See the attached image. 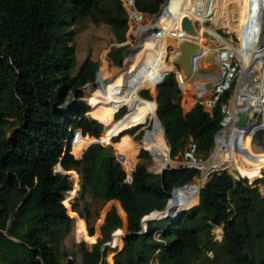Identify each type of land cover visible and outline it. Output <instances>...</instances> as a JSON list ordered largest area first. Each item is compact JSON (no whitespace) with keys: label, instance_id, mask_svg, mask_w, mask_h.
<instances>
[{"label":"trees","instance_id":"trees-1","mask_svg":"<svg viewBox=\"0 0 264 264\" xmlns=\"http://www.w3.org/2000/svg\"><path fill=\"white\" fill-rule=\"evenodd\" d=\"M162 2L136 0L139 10L149 16L158 12ZM82 3L83 0H0V264H107L101 246L110 240L113 230L125 233L126 223L128 234L123 238V248L113 256V262L108 256V264H148L158 248L157 264H264V195L247 182L261 176L250 179L237 168L236 172L247 181L225 171L212 173L200 189L197 203L187 194L186 186L199 177L198 169L177 167L160 174L149 171L144 162L138 161L128 183L112 149L99 144L101 139L112 141L113 136L119 135V139L114 138L118 139L115 149L133 144L138 145V151L145 147L153 153L158 169L172 164L171 157L182 153L190 141L196 143L198 153L207 156L220 126V103L229 93L210 112L199 102L184 112L181 91L174 75L169 73L156 87V115L162 126L156 119L153 102L144 99L148 109L139 112L136 127L128 125L133 119L131 110L142 103L138 92L143 86L148 87L146 81L152 70L143 77H134L124 68L125 78L119 75L116 79L119 85H127L116 92L117 101L105 92L113 85L111 70L105 62L99 75L100 80H105L103 85L99 79H92L86 62L73 75L76 33L70 26L76 18L108 24L118 42L125 40L127 30L126 12L119 0H91L87 10ZM124 48L117 47L110 53L109 58L115 64L121 65ZM152 54L161 67L156 51ZM236 55L241 59V52ZM128 57L131 63L126 62V66L134 68L136 51ZM162 75L163 72L159 73L153 83ZM88 81L83 91L91 106L89 111L88 106L72 104V99L81 97L79 88ZM141 95L153 99L147 90ZM123 105L128 107L123 122L114 131L103 129V122L121 118H115L114 112ZM86 111L96 120L83 116ZM79 117L77 127L83 133L100 136L98 143L87 147L81 160H75L68 148L64 149L63 140L72 119ZM149 118L150 128L135 135V139L140 138L136 142L127 132H135ZM8 127H13L9 137ZM131 127L130 131H124ZM142 133L145 136L141 139ZM93 139L85 137L82 141L90 143ZM231 141L242 150L252 146L251 138L239 143ZM147 150L141 149L137 157L148 158ZM121 162L130 173L126 161ZM58 163L68 170L70 184L68 175L57 170ZM225 163L223 155L221 165L211 170H229ZM74 170L80 176V193L72 199L79 181ZM185 184L174 192L178 200L173 203L172 215L182 207L194 206L172 217L159 236L161 241L153 237V229L164 228L158 222L168 217L148 220L146 228L150 230L141 233L142 217L162 207L170 191ZM88 191L104 202L114 199L117 207L107 210L96 241L91 211L85 201ZM80 218L86 225L83 239L95 242L89 248L79 242L76 249L79 259L73 254L72 259L66 260L67 253L59 255L56 248L71 232L74 219ZM219 226L222 238L214 240L212 229ZM122 237L118 236L112 246L120 248Z\"/></svg>","mask_w":264,"mask_h":264},{"label":"built area","instance_id":"built-area-1","mask_svg":"<svg viewBox=\"0 0 264 264\" xmlns=\"http://www.w3.org/2000/svg\"><path fill=\"white\" fill-rule=\"evenodd\" d=\"M119 1L121 2V5L124 8L127 16V30L125 34V41L121 42L120 46L129 45L130 47L126 48L127 56L125 58H122L123 65L117 66V68H124L126 59L136 49L137 44H139L143 49V45L145 43H148L149 46L151 45L156 46L161 41L162 43H166V46H164V48L159 49L158 56L159 55L161 56L162 60L164 61L165 64L169 66V68L163 71V75L161 79L155 85L154 88L155 91H156V86L164 79L166 75L171 73L175 77L177 85L181 91V96L182 94H185L187 90L193 89L194 94L197 98L196 102H199L202 105L203 109L209 112L212 110L214 105L221 99V97L225 93L227 92L229 93L227 99L220 103V113H221V119L219 122L220 126L214 135V145L210 152V156L207 162H202L201 160L197 159L196 156L198 154V148L196 143H194L193 141H190L186 145V147L181 153L182 160L178 162L179 167H190V168L198 169L200 171L199 183H202L204 182L205 179L208 178V176L211 173L217 171V170L208 171L204 169L206 170L205 171L206 173L208 172L211 173L207 177L205 173V176L203 177L202 168L206 163L209 164L211 161H213L214 153L218 146V139H219L218 135L225 129L223 131L224 132L223 136L225 135L226 137L228 128L230 130L231 127H236L234 126V121L237 119V115H236L237 111L239 110L246 111L248 116L247 126H251L250 130H247L246 128L237 127L242 130L243 134L249 132L251 133L252 136V133L255 129L257 128L264 129V80H262L260 83L258 81L260 87H255L257 86V84H255L252 78L248 76L250 75V72L246 73L247 74L246 76L245 73L242 72L243 67L240 57L236 56L235 52H233L229 47H227L228 41L215 29L214 30L218 33V35L221 38L225 39V41L223 40L220 41V44L217 49L213 48L210 51H206V52L203 51V47L198 41L197 37L200 33L203 32V28L206 27L207 23L209 22L211 23L214 21L213 19L215 18L216 0H181L178 7L173 10L170 8L171 0H163V2L159 7L158 12L152 14L151 16L139 10L136 4V0H119ZM251 2H255V0H252ZM259 12H261V9H259V11L257 10L254 13L255 15L254 21L257 18ZM158 16L160 18H163V21L161 23L157 21ZM183 16H188L190 18L191 22L193 23L196 29L195 35L192 36L188 35L185 33V31L181 29V19ZM172 39H175L176 43H172L171 42ZM184 39H193L196 43H198L201 46L200 52H198L193 57V69L196 71V77L193 80L187 79L183 71L177 65H175V60L180 55L178 43ZM131 40H133V44L130 43ZM209 52L214 53L213 64H215L217 71H213V68H210L211 66L209 65V63L207 62L205 63L203 61V58ZM104 59L105 61H103V63L104 62L106 63V68L108 70H113L111 64L107 61L106 57ZM202 62L204 63L202 69L196 70L199 64L202 66L201 64ZM100 72L101 69L96 70L93 78L99 79ZM241 78H245L246 80L245 85L243 84L244 81H241ZM254 78L257 79L256 77ZM90 81L85 83L82 87L86 86L88 83H90ZM104 81L105 80H100L101 85H103L102 83ZM200 83L201 84L210 83V86L208 88L205 87V89H202L200 91L199 90L200 86H198V84ZM252 95L254 96V101L253 102L251 101L249 103L248 102L249 98ZM239 97H241L242 100L247 103H243L242 101L239 104ZM124 107L126 106L124 105L120 106L114 112V117L117 113H119V111L121 112L123 110L122 108ZM254 114L255 117L253 118ZM83 116H86V112L83 114ZM79 119L80 117L78 119H74V118L72 119L73 122L69 126L67 136L63 140L64 149L68 148V153L75 160H81L87 147L93 143H98L99 142L98 138L100 136L99 135L98 137H95L89 135L88 133H83L81 128L77 127V123L79 122ZM124 131L122 132V134L124 133ZM127 133L129 134L130 132ZM85 137H92L94 139L92 142L83 146L81 141ZM114 138L115 136L112 137V141H114ZM118 139L116 141H118ZM223 140H225L222 142L221 145L223 149L229 148V146L233 142V141L229 142L228 141L229 138L227 137ZM99 144L103 145L105 143L100 142ZM114 157L117 161L122 163L121 162L122 155L120 153H116V155L114 154ZM230 158H232V156ZM57 170L63 172V174H66V172L68 171V170H64L58 164H57ZM220 170H224V169H220ZM239 176L241 178L235 176L234 178L247 181L241 175ZM125 181L128 183L131 182L130 173H126ZM247 182L249 185H252L254 181L253 182L247 181ZM156 231H154L153 237L156 240L161 241L159 237L157 238L155 237ZM163 244H165L164 241ZM159 250L160 248H158V251ZM152 258L153 257L150 258L148 264H153Z\"/></svg>","mask_w":264,"mask_h":264},{"label":"rangeland","instance_id":"rangeland-1","mask_svg":"<svg viewBox=\"0 0 264 264\" xmlns=\"http://www.w3.org/2000/svg\"><path fill=\"white\" fill-rule=\"evenodd\" d=\"M90 3H91V0H83V3H82L83 9L87 10L89 8V6H90ZM171 3H172V6H175L177 8V6L175 4H173V1ZM242 3L243 2H240L241 5H242ZM236 5H237L236 0H223V1L220 0V2L218 3L219 8H218L217 11H215V18L213 19L214 21L211 22V23L210 22L207 23L206 26H211V27H208V30L212 29L214 31V32H211V33L214 34L215 30H216L219 34H221L229 43H231L233 45V47H235L234 51H237L238 49L243 48L245 50L246 54L242 55V56L246 58L245 59L246 63L249 62V61L250 62H254L253 56L250 55V52H249V49H248L249 46L248 45L245 46V45L241 44L242 43V39L240 37L247 36L246 29H237V28L229 27V26L227 27L226 24L223 21L224 19H226L228 22L233 20L232 16L235 15L236 10H237V8H236L237 6ZM219 10H222V13L226 16V18L222 14L218 13ZM249 10H251V9H249ZM216 13L218 14V17H216ZM249 13H250V11H249ZM70 28H72L75 31V33H76L75 34V38H74L75 51H76L75 56H76V58H75V66L73 67V75L76 74L78 72L80 66L84 62H86L88 64V70H89L90 74H92V78H93L95 71L98 70V69H101V66L103 65V58H105V57H106L107 61L110 64H113L115 66L123 65V61H122L121 65H118V64H115L109 58L110 53H112L115 48L121 47L120 46L121 42H118L116 40V38H115V36H114V34H113V32H112V30H111V28H110V26L108 24H105V23L100 22V21H92L90 18H76L73 21V23L70 26ZM247 29L249 31L251 30V29H249L248 26H247ZM202 37L206 38L204 33H201L199 35L200 41L203 42L204 45H210V44H214V46L215 45H219V43L217 41L209 40L207 38L206 39H207L208 44H206L205 43L206 39H205V41H202L201 40ZM248 39L251 40L250 38H248ZM130 43L133 44V40H131ZM137 45H136L135 51L137 50ZM229 46H231V45H229ZM127 47H130V46L129 45L125 46L124 50ZM148 53L151 54V51L150 50H146L145 51V49L141 50V55L144 56V62H145V60L149 61V59H150ZM126 62L129 63L130 60H126ZM246 63H245V70L248 69V66L246 65ZM125 66H126V64H125ZM243 69H244V65H243ZM101 72H102V70H101ZM120 75H122V73H120ZM111 80H112L113 85L111 87H108L105 90V92L111 94L113 96V98L116 99V97H115L116 92H119V90L121 88H123V86H125L126 84L119 85L118 84L119 81L116 79V77H111ZM256 80L259 81L258 79H256ZM256 82H254V83L257 84L258 82L257 83ZM146 83H147V86L151 88L149 90V92L152 95L153 100H154V98L156 96V91L154 90V83L151 82V81H146ZM79 90L81 92V97L79 99H77V100L76 99H74V100L72 99V104H75L76 106H88L87 110L89 111L91 106L84 99L85 98V94H84V91H83V87L81 86L79 88ZM139 94H140V91L138 92V97H139V99L142 102L140 106H142L145 103V101L140 98ZM71 96L72 95L69 94L67 98L70 99ZM188 99H191V101H192V103L190 105H188V102H187ZM196 101H197V98H196V96L194 94L193 89L187 90L185 94H182V98H181V106L183 108V111L186 112L189 109H191L192 106L196 103ZM239 101H243L241 97L239 98ZM126 107L122 108L124 111L121 109L123 112L119 111V113H117L115 115V118H120L121 117L118 121H113L111 123L103 122V124H102L103 125V129H105L107 131L116 130L118 125L121 122H123V120H124V117H122V116L127 112V108L128 107L127 108ZM152 107H154L156 109L154 102H153ZM87 113L88 112L86 111V117L92 118ZM92 119H95V118H92ZM150 124H151V118H149L147 120V122L142 127H137L135 132L129 133V135L136 142L139 141L140 138L139 139H135L134 136L137 135L139 132H142L143 128H147V127L150 128ZM136 126L137 125H135L133 127H136ZM133 127L127 129V131H130L131 129H133ZM12 128L13 127L6 128L7 137L10 136V131L12 130ZM103 129H102V131H103ZM142 136H143V133H142ZM115 137L119 138V135H116ZM223 139H225V135L223 136ZM230 139L236 141V143H239L240 141H243L244 137H243V134H242L241 131H237L236 135L234 134V136H232ZM101 141H102V143H105V144H103L104 146L110 147L115 155H116V153H120L122 155V159H124L126 161L127 169L132 170L130 172V174H132V172H133V170L135 168V165H136V163L138 161L144 162L147 165V168L149 169V171H151V172L158 173L160 171V169H158L155 166L153 153H152V155L149 153V157L148 158L139 159L137 157V155H138V153L140 152L141 149H145L146 150L147 148L141 147L139 149V151H138V145L137 144H133V145H130V146L119 145L117 147V149H115V147H114V143L115 142L105 141L103 139H101ZM88 142H89L88 140H83L82 141V145L83 146L87 145ZM235 147H238V148L242 149L240 146H236L235 145ZM254 153L262 154V159H261L262 166L260 167L259 174L257 175V177L259 175H261V177L257 178L256 181L253 180L254 182L252 181L253 183H252L251 186L258 187L260 193L262 195H264V154L262 152H260V150H258V149L254 150ZM169 156L171 157L170 148H169ZM209 156H210V153L207 156H204V155L198 153L196 157H197V159L201 160L202 162H207ZM215 156H216V153H215L214 157ZM171 159L174 162L172 160H170V162L172 164H167L166 167L168 169L177 168V167H179L178 162L182 160V154L178 153L177 155L171 157ZM121 165H122V168L125 171V173H128L124 169L122 163H121ZM220 171H225V172H228V173L232 174L235 177H240L235 170H217L215 172H220ZM215 172H213V173H215ZM75 173L78 175L79 181H78L77 189L74 191V193L72 195V199H75L76 197H78V195L80 193V176H79L78 171H75ZM67 175H68L69 184H70V175L69 174H67ZM210 175L208 176V178L210 177ZM207 179H205V180H207ZM198 188H199V177H195L194 180L186 186L187 194L191 195L192 201L198 202V194H197L198 193ZM113 200L114 199H112V200H110L108 202H104V199H102L101 197L93 196L91 194V192H89V191L85 194V201L87 202V204H88V206L90 208V211H91V222L94 225V229H95V234H94L95 235V241H96L97 237L100 234L99 233V227L104 222L103 219H105V215H106L107 210L111 206H115L116 207V205L113 202ZM173 200H178V195H176ZM181 204L183 205V203H181ZM82 205H83V201L80 200L79 201V206L82 207ZM193 206H191V207H193ZM64 207H65V205H64ZM70 207H71V205H70ZM191 207H189L188 209H190ZM174 208L175 207L173 206L172 207L173 210L171 211V214H173L175 212ZM182 208H185V207H182ZM65 209H66V207H65ZM116 209H117V207H116ZM66 212L69 215L67 209H66ZM117 213H118V211H117ZM165 215H167L165 212H163V213H161V212L160 213H155L154 212V216H156V217L165 216ZM118 216H119V213H118ZM119 219H120V217H119ZM171 219H172V217L165 218V219L159 221L158 224L161 225V226H165V225L168 224V222ZM119 224H120V221H119ZM119 224L117 226H119ZM85 230H86V225H85L84 220L82 218L77 219V220L74 219L73 227H72L71 232L68 233L67 236L64 237L60 241V243L62 242L63 244L59 243L57 248H56L58 253H59V255L64 251V252L67 253L66 260L72 259L73 254H75V257L77 259H79V254L76 251L77 244L79 242L83 241L85 243V245L89 248L91 246V244L95 242V241H93V242L90 243V242H87L86 240L83 239V234H84ZM126 231H127V223L125 224V233H126ZM161 232L162 231H156L155 232V234H156L155 237L156 238L159 237ZM123 233H124V231H123ZM123 233L121 234V236H123ZM212 234H213L214 240H221V238H222V228L220 226L219 227H214L212 229ZM122 244H123V241H122ZM120 248L115 247V246H108V248L105 250V256H104V259L106 260L107 264L109 263L108 256L112 255V253L116 252ZM157 251H158V249H155L153 254L151 255V257H153L152 261L155 264H157V259H156ZM209 255L212 256L211 252H209ZM62 261H64V257H62Z\"/></svg>","mask_w":264,"mask_h":264},{"label":"bare ground","instance_id":"bare-ground-1","mask_svg":"<svg viewBox=\"0 0 264 264\" xmlns=\"http://www.w3.org/2000/svg\"><path fill=\"white\" fill-rule=\"evenodd\" d=\"M172 1H173V4H175V5H179V3L181 2V0H171V2ZM239 1L240 2H243L242 5L240 4ZM251 1L252 0H236V2H237V5H236L237 6L236 7L237 10H236L235 15L232 16L233 20L228 22L226 19H224L223 21H224V23L226 24L227 27L229 26V27H234V28H237V29H246L247 36L240 37L242 39V43L241 44L242 45H245V46L246 45L249 46L248 49H249L250 55L253 56L254 62H250L249 61V62L246 63V61H245L246 58L242 56L241 57L242 67L244 65V69H243L244 71L242 70V72L245 73V76L247 75L246 73H249L250 72V77L252 78V80L254 82H256L257 80L254 78V77H256L259 80V83H260L262 80H264V48L261 49V47H255L254 44H253V42H252V40H249L248 39V38L251 39V36H249V32L250 31L247 29V26L249 27V29H252V25H253V21H254V16H255L254 13L257 10L259 11V9L264 10V0H261V1L255 0V2H251ZM171 2H170V8L172 10L173 9H176L175 6H172V3ZM219 2H220V0H216V2H215V6H216L215 11H217L218 8H219V6H218V3ZM249 9H251V10H249ZM249 11H250V13H249ZM218 13L222 14L226 18V16L222 13V10H219ZM216 17H218V14L217 13H216ZM159 18L160 17L158 16L157 17V21H159L161 23L163 21V18H160V19ZM208 27L209 26L204 27L202 33H205V34L207 33L206 36L213 38V40L214 41H217L219 44H220V41H222V40L225 41V39L221 38L216 31H215L214 34L211 33V32H214V31L212 29H209L208 30ZM199 35H198L197 39L200 42V44L202 45L203 51L206 52V51H210L213 48H216V49L218 48L219 45H215V46H214V44L204 45V43L200 41ZM205 43L208 44L207 39H206V42ZM227 45H228L227 47H229L233 52H235V55L238 52H241L242 55H245L246 54L245 53V50L243 48L238 49L237 51H234L235 50V47H232L233 46L232 44H230V43L227 42ZM229 45H231V46H229ZM164 46H166V43H162L161 41L156 46H152V45L149 46L148 43H145L143 45V49H145V51L146 50H150L152 53H154L156 51V54L158 55L159 49L164 48ZM143 49L141 48V46H139V44L137 45V50H136L137 64L135 65L134 68H130V66L129 67L128 66H124L125 68H127L128 70L131 71L130 74L132 76H134V77H137V76L143 77L144 76V73L146 71L153 70L154 67H155V63H153L154 66H152L151 62L150 63L149 62H144V56L141 55V50H143ZM158 57H159L158 59H159L160 63L163 66L161 68V70L164 71L165 69H168L169 66L164 63V61L162 60L161 56L159 55ZM126 60H130V63H131V59L129 57ZM245 63L248 66V69H246V70H245ZM125 64H126V62H125ZM201 64H202V66L204 65L203 62ZM124 70H125L124 68H116V67H114L113 70H111V75H112V77H118L120 75V73H122V76L125 78L126 73H125ZM156 75L158 76V70H157ZM160 79L161 78H159L154 83V88H155L156 83ZM241 81H244L243 84L245 85V82H246L245 78H241ZM259 83H257V86H255V87H260V84ZM208 85H210V83H202V84L200 83V84H198V86H200L199 87V90L201 91L202 89H205V87L208 88ZM261 87H263V86H261ZM150 89H151L150 87L143 86L141 88V90H140V95H141V93L144 90L149 91ZM141 97L144 100H148V101L154 102L153 99H147V98L143 97L142 95H141ZM251 101L252 102L254 101V96L253 95L250 96L248 102L250 103ZM187 102H189V99L187 100ZM241 102L242 101H239V104ZM243 103H247V102L243 101ZM146 109H148V107L144 103L142 106H140V107H138V108H136L134 110H131L132 113H133V119H132L131 122H129L127 124L128 125H135V124H137L140 121L139 112L141 110H146ZM154 110L156 111L155 108H154ZM223 131L218 135V138H219L218 139V146H217V149L215 151L216 156L213 158V161H211L209 164L206 163L204 165V167L202 168L203 177L205 176V173H206L205 171L206 170L209 171L212 168L219 167L221 165V163H222V157H223V155H225V157H226L225 167L227 169H229V170H235L236 171V168H237L239 170V172L244 173V174H247L251 179L257 178V175L259 174L260 167L262 166V163H261L262 154H258V153L256 154V153H254V150H256V148L252 144V140L253 139H252L251 133H249V132L244 133V134L242 133L244 138H246V139H250L251 138V144H252V146H250L249 148H247L245 150H242V149H240L238 147H235V145H233V142H232V144L229 146V148L223 149L222 146H221L222 145V142H223V141H221L223 139V136H222L223 133H224ZM237 131H241L242 132V130L239 129V128H237V127H231L230 130L228 128V131L226 133V137L229 138V140H228L229 142H231L232 139H230V138L232 136H234V134L236 135V132ZM215 153H214V155H215ZM231 156H232V158H230ZM204 169H206V170H204ZM259 176H261V175H259ZM252 177H254V178H252ZM177 189H179V188H177ZM174 201L175 200H173L171 202L170 206L168 207V209L164 211L167 214L164 217H175V214L174 215L171 214V211L173 210L172 207H173ZM153 219H162V218H158V217L154 216V212H153L150 216H147V218H145L143 220V227L146 228L147 227V221L148 220H153ZM121 234H122V232H119V231L118 232H116V231L114 232V234H113V240L111 242V245H115L114 244L115 243V239H118V236H120ZM123 235H124V233H123Z\"/></svg>","mask_w":264,"mask_h":264},{"label":"water","instance_id":"water-1","mask_svg":"<svg viewBox=\"0 0 264 264\" xmlns=\"http://www.w3.org/2000/svg\"><path fill=\"white\" fill-rule=\"evenodd\" d=\"M261 1V0H259ZM181 29L183 31H185L186 34L188 35H195L196 34V29L193 25V23L191 22L190 18L188 16H183L181 19ZM204 35L206 36L207 33ZM249 36H251V40L254 44L255 47H261V49L264 48V10H261V12H259V14L257 15V18L255 19L252 29L249 32ZM207 39L209 40H213V38L206 36ZM172 43H176L175 39L171 40ZM178 48L180 51V55L179 57L175 60V65H177L185 74V76L187 77V79L189 80H193L196 77V71L193 69V57L200 52L201 50V46L196 43L193 39H184L182 41H180L178 43ZM127 56V50H123L122 52V58H125ZM203 61L206 63H209V65L211 66L210 68H213V71H217L215 64H213L214 62V53L213 52H209L204 58ZM112 68L116 67L115 65L111 64ZM203 66H201L199 64L198 68L196 70H201ZM210 85H208L209 87ZM157 87V86H156ZM156 97V96H155ZM155 102V107H157L156 104V100L154 99ZM237 115V119L234 121V126L236 127H240V128H246L247 130L251 129V126H247V113L246 111L243 110H239L236 113ZM155 116L156 119L158 120V122L160 123L159 119L157 118L156 115V111H155ZM255 117V114L253 115V118ZM161 125V123H160ZM162 126V125H161ZM163 128V127H162ZM163 135H164V131H163ZM145 136V134L141 137V139ZM252 144L255 146L256 149L258 150H264V129L261 128H257L253 131L252 133ZM169 147V146H168ZM147 150V149H146ZM149 153L150 151L147 150ZM58 165L60 166V163H58ZM168 169L167 167H163L160 169V171L158 173H162L164 170ZM211 172L206 173V177L210 174ZM66 174H68L66 172ZM207 180H204V182L199 183V188H198V201H199V191L200 189L206 184ZM186 185V184H185ZM183 185V186H185ZM183 186L177 187V188H181ZM71 187V186H70ZM177 188H174L169 194L170 197L167 199V201L165 202V204L162 207H158L153 209L152 211H150L149 213L145 214L142 219H141V229L140 232L144 233L149 231L150 229L144 228L143 227V220L145 218H147V216H150L153 211L155 213H163L165 210L168 209V207L170 206L171 202L173 201L174 198V192ZM198 203V202H197ZM188 208H182L179 212L175 213L176 216H178L180 213L184 212L185 210H187ZM170 223V222H169ZM168 223V224H169ZM166 226V225H165ZM164 226V228L160 229V231H163L166 227ZM168 226V225H167ZM154 231H156L155 229H153ZM113 232L111 233V237L110 240L105 242L102 246H101V251H102V256H105V250L108 248V246H112L111 245V241L113 240ZM128 234V232L126 231V233L123 235L122 237V241L123 238ZM123 248V244L121 246L120 249H118L116 252L112 253L111 255V259L113 262V256L119 252L120 250H122Z\"/></svg>","mask_w":264,"mask_h":264},{"label":"crops","instance_id":"crops-1","mask_svg":"<svg viewBox=\"0 0 264 264\" xmlns=\"http://www.w3.org/2000/svg\"><path fill=\"white\" fill-rule=\"evenodd\" d=\"M148 55H149V63L151 62V64H152V66H154V64L153 63H155V67H154V69L152 70V74H151V76L147 79V81H151V82H154V80H155V78H156V73H157V70H158V74L159 73H161V72H163L162 70H161V68L163 67V66H161V67H159V65H157V63L155 62V59H154V57H153V54H152V52H151V54H149L148 53ZM127 85V84H126ZM116 100V99H115ZM117 101V100H116ZM119 102V101H118ZM189 102L190 103H192V101H191V99H189ZM223 136V135H222ZM245 139L246 138H244L243 139V141H240V142H244L245 141ZM221 141H224L223 139L221 140ZM173 161V160H172ZM174 162V161H173Z\"/></svg>","mask_w":264,"mask_h":264},{"label":"flooded vegetation","instance_id":"flooded-vegetation-1","mask_svg":"<svg viewBox=\"0 0 264 264\" xmlns=\"http://www.w3.org/2000/svg\"><path fill=\"white\" fill-rule=\"evenodd\" d=\"M125 68V67H124Z\"/></svg>","mask_w":264,"mask_h":264}]
</instances>
